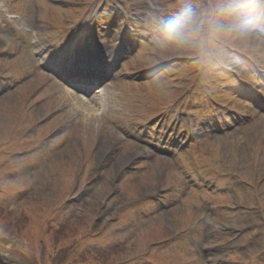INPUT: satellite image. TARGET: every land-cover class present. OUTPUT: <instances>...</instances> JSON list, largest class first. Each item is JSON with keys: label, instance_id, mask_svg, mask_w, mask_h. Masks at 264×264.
<instances>
[{"label": "rangeland", "instance_id": "1", "mask_svg": "<svg viewBox=\"0 0 264 264\" xmlns=\"http://www.w3.org/2000/svg\"><path fill=\"white\" fill-rule=\"evenodd\" d=\"M203 1L15 2V9L20 16L14 21L18 28L23 30L20 29V32L24 37L30 34L25 31L26 26L35 25L42 33V27L47 22L50 20L54 22L49 23L52 39L51 42L48 41V47L39 44L42 41L38 39L42 40V36L36 38L34 57L32 50L29 46L25 47L17 34L0 27L1 31L6 32L0 31V36L6 34L9 37L6 41L0 38V75L4 77V86L0 87V264H139L141 259L147 264L150 263L149 260L163 262L160 255H165L167 250L157 252L149 249L148 242H144L145 236L140 233L145 229L152 232L154 226L149 227L154 221L149 220L139 227H134L135 223L132 221L139 215L134 206L133 210L128 208L121 214L118 213L117 217L114 216L113 206L121 201L120 194L123 191H115L114 181L121 166L128 165L129 154L141 143L151 146L152 141L146 136H139L140 133L137 132L143 125L142 121L145 122L155 110H162L170 103L171 106L174 105L177 96L186 95L189 85L184 80L193 68L184 65L174 71L168 72L170 70L168 69L166 77H153L155 80L149 82L125 83L123 77H116L113 74L102 83L105 87L99 90L100 92L81 94L76 88L64 85L60 80L62 76L58 77L57 70L52 68L50 62H44L40 57L46 54L50 59L54 56L50 51L54 49H58L60 55L65 54L63 45L71 35L72 39L68 41L69 48L76 49V44L80 42L79 38L86 32L82 29L79 34L73 35L75 25L82 21L85 23V18L93 20L91 25L95 27V32L92 35L103 41L84 45L83 48L97 54V49L100 50L99 45L104 46V50L109 49V45L117 46V41L121 37H126L134 25L135 38L146 37V33L141 31L137 33V30L146 29L147 10L150 16L157 18L162 11L179 13V10L189 4L201 5ZM55 3L57 5H51ZM244 3H249V10L233 11L237 4ZM220 5L226 7L222 11L229 27L226 29L233 32L229 37H224V40L238 43L243 39L248 46L246 50L250 58L258 59L257 57H260L258 50L261 53L264 51V37L254 36L257 33L246 27V21L248 19L250 21V17L257 13V9L264 8V0H227ZM154 7L159 11L155 12L152 9ZM107 20H110L111 26ZM99 26L106 27L108 34L99 35L104 30H99ZM209 27L211 30L210 24ZM217 29L219 30L218 27ZM66 31L69 33L66 34ZM237 35H243V38L239 36L238 38ZM204 36V34L199 36L198 41H204ZM150 40L141 45L136 53L126 57L122 72L138 78V75L145 74V67L155 65L165 58L188 55L190 48L199 47L190 39V35L182 31L174 40L159 36ZM198 49L202 50L204 46ZM66 58L63 57L61 61L64 62ZM74 60L77 63L81 61L76 57ZM22 80L24 81L21 82ZM170 82L175 85L172 89L168 85ZM65 86L83 100L100 97L97 99L96 107L102 105L106 108L108 105L104 116L97 115L91 121H85L83 107L75 104L70 97L63 96L62 90ZM189 96L192 103L198 98V95ZM184 97L183 109L189 113L188 116L193 113L189 108L191 100L187 102L188 96ZM20 99H25L29 105H22ZM221 99L233 104V109L246 119L245 123L239 124L236 126L237 129L227 135H219L216 132L207 134L205 140H201L198 146L178 155L171 154L172 151L158 152L155 148H152V151L145 150L149 152L147 172L151 177L148 182L150 185L141 182L137 185V182L131 180L130 200H137L133 197L137 186L139 195L141 191L144 194L153 191L156 187L153 177L156 183L166 187V190L180 181L186 185L183 173L195 176L198 173L195 170L198 168L196 165L201 164L206 167L204 170L207 172L213 170L230 172L236 177L247 179L252 185L217 196L218 204L232 205V209L222 206L213 210L218 215L217 223L232 224L230 228L224 227V231L233 229L237 222L240 226L246 222L255 223L258 216L264 221V182L258 183L264 174V113H257L253 106L239 100L232 101L229 96L222 95ZM262 104L264 107V100ZM154 107L156 108L153 109ZM44 113L46 115L43 119L49 117L45 122L41 119ZM97 113L100 114V110ZM184 118L186 115H182V120ZM51 129L54 133L48 137L46 133ZM102 172L106 179H98L95 183L98 186L96 192L89 193L88 196L86 193L88 180L92 176L99 178V173ZM130 174L126 177H130ZM132 177L138 178L136 174H132ZM140 179L148 181L145 176L139 175V181ZM77 193L80 199L70 200ZM118 193L119 197H116ZM186 196L194 199V195ZM213 216L214 214L212 218ZM258 224L262 225L259 228L262 235L257 238L253 250L247 252V259L235 254L233 258L240 262L233 264H261L257 261V256H253L255 252L260 253L264 248V224ZM257 227L255 226V229ZM245 237L241 236L240 239ZM169 255L170 252H167L165 257H170ZM217 258L224 259L223 251H217ZM164 264L177 262L170 259Z\"/></svg>", "mask_w": 264, "mask_h": 264}, {"label": "bare ground", "instance_id": "2", "mask_svg": "<svg viewBox=\"0 0 264 264\" xmlns=\"http://www.w3.org/2000/svg\"><path fill=\"white\" fill-rule=\"evenodd\" d=\"M0 38L3 41H6L9 37L8 35L4 34L1 35ZM104 64V68L103 71H101L98 75H102V74H106L108 72V68H109V61L106 60ZM67 65H69V63H67ZM72 81H76L75 79H72ZM64 91V92H63ZM63 92V96L66 97H70L71 100L74 101L75 104H78L79 106L83 107L82 109L85 111V114H83V119L86 120H90L93 119L94 116H101V114H98L97 112L100 110V112L102 113L103 111H106V108L102 107V105H100V107H96V103H97V99L100 98H90L88 100H83L82 98H80L76 93L71 92V90H69L68 88H63L62 90ZM104 108V109H103ZM83 113V112H82Z\"/></svg>", "mask_w": 264, "mask_h": 264}, {"label": "clouds", "instance_id": "3", "mask_svg": "<svg viewBox=\"0 0 264 264\" xmlns=\"http://www.w3.org/2000/svg\"><path fill=\"white\" fill-rule=\"evenodd\" d=\"M183 25H178L174 22H170L169 24L164 26V38L167 40H174L181 35Z\"/></svg>", "mask_w": 264, "mask_h": 264}]
</instances>
